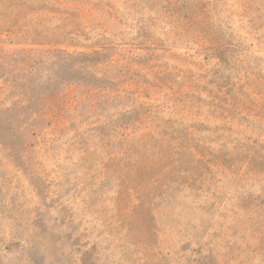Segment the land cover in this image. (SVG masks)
<instances>
[{
  "label": "rangeland",
  "instance_id": "374dc122",
  "mask_svg": "<svg viewBox=\"0 0 264 264\" xmlns=\"http://www.w3.org/2000/svg\"><path fill=\"white\" fill-rule=\"evenodd\" d=\"M0 264H264V0H0Z\"/></svg>",
  "mask_w": 264,
  "mask_h": 264
},
{
  "label": "trees",
  "instance_id": "16d2710c",
  "mask_svg": "<svg viewBox=\"0 0 264 264\" xmlns=\"http://www.w3.org/2000/svg\"><path fill=\"white\" fill-rule=\"evenodd\" d=\"M63 54L68 59L73 58V55H71L69 53L63 52ZM12 85H13V88H15V87L17 88V84L12 83ZM23 86H26V85H23ZM21 96H23V99H21V101L26 100V101L31 103L34 99V96L33 95L31 96L30 94H28L26 90L21 93ZM43 99H44L43 106L40 107V105H39V107L35 108V110H33V111L31 110L32 116L36 115L38 117H36V118L32 117L30 119V123H29L30 128L39 127L37 125H40V123L43 121L42 119H43L44 113H45L44 108L48 107L50 109H54L58 106L59 100L57 98V93L55 92V90L53 88L51 89L50 87H48L47 92L44 93ZM47 103H48V106H47ZM31 104H33V102ZM33 107H35V104H33Z\"/></svg>",
  "mask_w": 264,
  "mask_h": 264
}]
</instances>
